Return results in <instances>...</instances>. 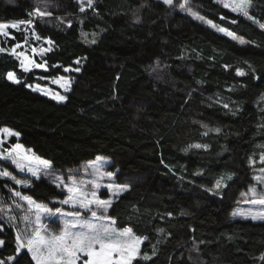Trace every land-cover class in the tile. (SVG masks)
Instances as JSON below:
<instances>
[{"label":"trees","instance_id":"obj_1","mask_svg":"<svg viewBox=\"0 0 264 264\" xmlns=\"http://www.w3.org/2000/svg\"><path fill=\"white\" fill-rule=\"evenodd\" d=\"M193 2L203 21L161 0H94L98 17L81 12L79 0H0V22L32 20L27 32L53 42L38 58L47 70L25 72L0 52V128L18 132L9 143L54 171L102 155L132 180L108 214L143 237L151 258L133 264H264V220L232 218L264 168L248 162L264 152V29L217 0ZM37 6L51 15L30 16ZM249 14L264 23V0H252ZM10 32L15 39L4 37L3 47L26 40L25 31ZM65 75L72 84L64 101L28 87ZM221 176L226 186L215 189ZM29 185L0 176V199L10 203L8 186L50 206L65 197L45 176ZM0 226V260L34 264L26 249L17 254L14 227Z\"/></svg>","mask_w":264,"mask_h":264},{"label":"snow or ice","instance_id":"obj_2","mask_svg":"<svg viewBox=\"0 0 264 264\" xmlns=\"http://www.w3.org/2000/svg\"><path fill=\"white\" fill-rule=\"evenodd\" d=\"M43 2V0H37V4ZM80 11H85V5L87 8L94 7V0H79ZM163 2L169 6L173 5V0H163ZM225 8H230L232 12H236L243 15L254 23H258L261 29H264V23H259L249 14V9L252 7V0H221ZM185 3H181L180 8L184 9ZM196 19L204 20L203 17L196 13H190ZM30 16H50L51 13L45 10H41L40 7L34 8ZM223 19V17H221ZM210 26L216 28L217 31L224 33L234 40H238L240 44H245L246 41L237 37L233 32L228 31L223 27H219L213 24L211 21H205ZM232 23H236L235 20ZM20 24H32V20L20 21L19 24H7L0 23V35L10 36L7 31L9 28H19ZM86 36V33H81ZM15 39V37H11ZM36 39H40L37 35ZM48 44H52L51 40L47 41ZM95 43V40L92 41ZM18 43L12 48V54L20 60V67L25 72L31 71L32 68H44L46 69V61L44 63H37L35 60L30 59L25 55L23 51L17 52L16 49L20 48ZM5 49L0 48V52ZM51 51V48L40 49V54ZM32 52H36L33 48ZM79 63V61H76ZM72 69L65 68L64 71H70ZM79 71V68L75 69ZM237 74L240 76L245 73L237 69ZM9 80L16 83L20 81L16 78L13 72L7 74ZM63 83L61 87L68 91L71 82L64 77H60L58 80H54L53 83ZM39 85L36 86V89ZM34 89V90H36ZM47 94V93H46ZM53 99L58 101H64L65 96L60 94H54ZM261 100H264V95L261 96ZM228 107L227 104L224 105ZM207 128V125H203ZM264 127V125H261ZM219 133L221 129H210ZM0 133H3L6 137L18 136V132H14L10 128H0ZM207 135V132L204 133ZM4 143L0 140V146ZM194 148L207 149V144H194L190 145ZM264 148V145H259ZM6 151V155L0 156V159H10L12 164L16 166L20 171H27L31 173L33 177L39 178V173L43 170L46 175H52V162L47 159H43L36 156L31 152V149H24L22 144H15L11 151ZM103 157H97L96 160L89 162L87 167H90L93 171L88 175L94 177L92 180L77 179L76 174H69L67 181L61 176H55L54 179L57 182V186H62L66 189L68 195L65 199L59 201L62 205H70L72 211H64L60 207H49L47 204L37 203L32 197L22 195L19 191H14V196L25 201L28 205L27 212L34 215V219H31L29 215L23 216V222L25 227L22 231H18L16 235V252L19 255L21 249H26L30 254L31 261L34 264H133L138 258L148 260L149 257L146 253L141 252V245L143 240L134 234L133 229L125 228L122 225H118L117 219L111 215H108L109 208L113 201L111 199H101L98 196V190L103 186L111 190L113 196H119L121 193L130 190V184H117L110 182L105 185L101 184V181L105 176L111 181L115 173L101 171ZM249 165H255L257 162L264 165V152L259 154V160L249 158ZM234 174H227V179L231 180ZM0 176L10 177L16 184H23L25 187H29L27 180L16 179L12 174L5 170H0ZM224 176H221L215 181V189H220L224 185ZM256 184L249 186L247 192L241 193L242 196H249L248 203L252 205L261 206L257 210L234 211L233 216H242L245 218H251L253 220H264V168L261 169V175L254 176ZM257 185L260 187L258 188ZM90 186V187H89ZM212 191V189H209ZM20 207V205H17ZM42 215L49 218L48 223L42 220ZM170 215V213H169ZM62 218V219H61ZM2 227V226H0ZM163 231V229H160ZM4 244V241L0 240V246ZM15 259V257H12ZM264 260V256L261 257ZM0 264H6L4 260H0Z\"/></svg>","mask_w":264,"mask_h":264},{"label":"rangeland","instance_id":"obj_3","mask_svg":"<svg viewBox=\"0 0 264 264\" xmlns=\"http://www.w3.org/2000/svg\"><path fill=\"white\" fill-rule=\"evenodd\" d=\"M161 1H163V0H161ZM217 1L223 6V3L221 2V0H217ZM181 3H185V0H173L172 7L180 8L179 5ZM86 9L87 10H91L92 15H94L95 17H98L97 16V12L95 11L94 7L93 8L85 7V10ZM180 9L182 11L186 12V13H189V14L190 13H196L197 14V11H196L197 10V5L193 2V0H187L185 8L184 9L180 8ZM228 9H230V8H228ZM19 22L20 21H8V22H0V23H7V24L11 25V24H19ZM10 29L23 30V31L26 32V34H27L26 40L24 42H22V43H19L21 45V47L17 48L16 51L17 52L23 51L27 57H29L30 59L35 60L37 63H40L38 61V58H40L44 54V53L40 54V49H42V48H44V49L52 48V44L51 45L48 44L47 43V41H48L47 39H36V35L35 34L28 33L27 32L28 29H29V25L28 24H20L19 28H9V29H7V31L10 33V36L0 35V48L5 49V51H9L10 53H12V48L15 47V46H13L12 48L7 49L6 47H3L1 45V40L4 37H11L12 36V33L10 32ZM33 48L36 49L35 53L32 52ZM21 59H23V58H19V60H21ZM32 69H34V68H32ZM70 69H72V68H70ZM60 77H64L65 79L69 80L71 82V84H72L71 76L70 75H65V76H57V77H54V78H50V79H48V83L45 84V85L36 84L35 83V84H29L28 87L31 88L32 90H34V89H36V86L39 85V88L36 89L35 91H38V92H40V93H42V94H44L46 96H49L51 98L53 97L54 94H57V93L60 94V95L65 96L66 91H65V89L63 87H61V84L63 83V81H61V83H53L54 80H58ZM71 84H70V86H71ZM3 128H5V127H3ZM9 139H10V137H6V136H4L3 133H0V140L4 141L3 145L0 146V156L6 155V151L5 150L11 151L12 148L15 146V144H10L9 143ZM24 149L27 150L28 148L24 147ZM31 152H32V150H31ZM97 157H103L104 158V160L102 162L101 171H105V172H109L110 171V172L115 173V175L113 176L111 181L109 180V178L107 176H105L103 178V180L101 181L102 185H105V184L110 183V182H115L117 184H124V183L130 184V182L132 180L131 181L128 180V179L121 180L120 176H118V169L117 168H113V166H112L113 165L112 160L110 158H108L106 156H102V155H98L94 159L89 160V161L85 162L84 164H82V165H80L78 167L65 169V170L60 171V172L57 171V170L54 171L53 169H51V171H52V175L51 176L46 175L43 170L38 175H39V177H40V175L47 177L55 185H57V182L54 179L55 176H61V177H63L65 179L66 182H68L67 181V177H68V175L70 173L71 174H76L78 180H80V179L92 180V179H94V177L91 176V175H88V173L92 172L93 170L90 167H87V166H88L89 162L96 160ZM0 160H1L0 161V170H5L6 169L16 179H19V180H22V181L27 180L28 183L30 184L31 179H36L37 178V177H33L31 175V173L27 172L26 170L25 171H20L19 169H17L16 166L14 164H12L10 159H8V160L0 159ZM10 166H12L15 169V172H13L11 170ZM257 175H261V171H259L255 176H257ZM3 178H7L11 182L16 184L15 181L13 179H11L10 177H3ZM254 184H256L255 180H254ZM16 185L19 187V186H22L23 184H19V185L16 184ZM257 187L259 188L260 186L257 185ZM7 188L9 190V192L11 193L10 203L7 205L0 199V219H2L5 222L11 224L14 227L15 233L17 235V232L18 231H22L24 229V227H25V224L23 222V216L27 214V215L30 216L31 219H34V215H32L31 213L27 212L28 205H27V203L25 201H23L20 198L14 196V194H13L14 191H19V189L18 188H11L9 186ZM59 188L65 193V197L63 198V199H65L67 197V195H68L66 189L63 188L62 186H60ZM22 195H25V194H22ZM98 196L101 199H111L112 201H114L118 197V196H113L111 190H109V189H107V188H105L103 186L98 190ZM249 198H250L249 196H242L241 195L239 197L235 207L233 208L232 213L234 211H245V212H247L248 210H257L258 208L261 207L259 205H252L251 203H248L247 201H248ZM63 199H61V200H63ZM61 200L54 201L56 206H50L48 204L47 205L49 207H52V208L60 207L64 211L75 210L70 205H62V204H60L59 201H61ZM37 203H42V202H37ZM43 204H45V203H43ZM17 205H20V207H17ZM232 218L251 219L250 217L249 218H245V217H242V216H233V215H232ZM42 220L45 223H48L49 218L47 216L42 215ZM251 220H253V219H251ZM254 221H260V220L257 219V220H254ZM125 228H128V227H125ZM135 235H137V234H135ZM140 238L143 240V237H140ZM21 250H24V249H21Z\"/></svg>","mask_w":264,"mask_h":264}]
</instances>
